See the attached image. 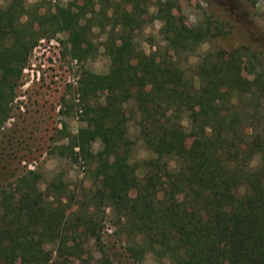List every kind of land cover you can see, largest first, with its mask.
<instances>
[{
	"label": "trees",
	"instance_id": "obj_1",
	"mask_svg": "<svg viewBox=\"0 0 264 264\" xmlns=\"http://www.w3.org/2000/svg\"><path fill=\"white\" fill-rule=\"evenodd\" d=\"M245 1L253 7L258 3ZM159 5L158 16L164 11V4ZM109 10L102 5L97 11L94 0H71L41 13L24 0H5L0 6V51L8 52L11 61L0 69V125L11 117L36 43L44 36L66 34L71 57L78 59L90 42L96 14L108 17ZM119 18L122 23L113 22L107 36V50L120 56L115 78L86 72L78 88L79 100L94 99L86 105V126L76 137L100 143L96 153L84 151L95 163L96 187L88 203L76 208L61 179L42 190L37 171L20 175L13 189L2 187L0 256L16 253L27 264H49L54 251L60 257L78 251L81 235L99 242L93 212L105 206L113 209L132 249L159 261L218 264L213 251L224 243L233 264H264V63L252 55L259 74L253 83L239 84L236 63L249 48H218L205 52L188 78L181 57L210 40V25H223L222 20L210 16L189 27L164 19L159 30L163 52L157 48L147 54L125 32L114 37L117 28L136 22L125 9ZM208 90L213 107L200 114L194 105ZM131 122L147 153L134 161ZM158 173L169 182L154 183ZM131 190L136 192L132 198ZM178 191L189 195L182 208L172 201ZM59 236L65 240L56 241ZM48 242L57 243L56 250H44ZM102 264L113 263L106 257Z\"/></svg>",
	"mask_w": 264,
	"mask_h": 264
},
{
	"label": "rangeland",
	"instance_id": "obj_2",
	"mask_svg": "<svg viewBox=\"0 0 264 264\" xmlns=\"http://www.w3.org/2000/svg\"><path fill=\"white\" fill-rule=\"evenodd\" d=\"M70 1L24 0V4L27 7L36 6L41 13H45L53 12L56 7L65 6ZM94 2L97 11L102 5H108L110 10L108 17L96 14V27L92 29L90 42L82 46L83 55L80 58L71 57L66 34L44 36L32 48L12 103L11 117L0 125V189H13L20 175L27 171H37L42 176V190L49 182L61 179L67 187V196L72 198L70 205L76 208L80 204L88 203V195L96 187L95 163L84 151L94 154L100 150V143H88L85 139L76 137L79 130L86 126V105L94 101L79 100V82L86 72L106 75L109 79L115 78L114 73L118 70L120 56L107 50V36L113 22L122 23L119 18L122 9L132 11L136 22L131 27L117 28L114 37L118 38L125 32L133 39L135 45L147 54L157 48L163 52L165 45L159 30L164 19H176L189 27L205 21L210 16L223 21V25H210L213 37L202 44L195 53L181 57V67L188 78L192 76L191 70L200 57L205 52L218 48L227 51L242 45L249 48L236 63L239 84L253 83L259 74L258 61H255L252 55H257L264 63V0H258L255 7L245 0ZM159 2L164 4V11L158 16ZM4 4L5 0H0V6ZM113 12L114 17L111 19ZM160 16H163V20ZM10 61L11 55L0 51V69ZM213 103V95L208 90L196 100L195 111L205 113L213 107ZM262 103L264 104V99ZM130 137L135 140L132 160L146 158L147 153L142 143L137 140L133 122L130 123ZM73 151L78 152L77 158L72 154ZM257 164L256 156L252 165ZM169 180L162 173L153 177L154 183L162 185ZM135 194L136 192L131 190L128 196L132 198ZM115 196L119 201L121 194L116 193ZM188 199L189 195L182 191L172 196L173 205L178 208H182ZM104 207L95 208L93 212L100 241L81 235L77 240L78 251L65 252L62 257L54 251L49 264H102L106 257L113 264H170L168 259L159 261L150 253L133 250L129 236L120 233L121 227L117 224L113 209ZM64 240L63 236L56 239ZM68 245L73 246V242L69 241ZM56 248L57 243L48 242L44 245L46 251ZM213 253V258L218 264H233L224 243L218 244ZM0 264L27 263L16 253H7L0 256Z\"/></svg>",
	"mask_w": 264,
	"mask_h": 264
}]
</instances>
